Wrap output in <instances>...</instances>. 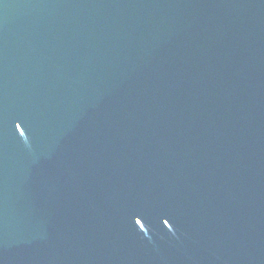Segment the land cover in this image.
<instances>
[{
  "label": "water",
  "instance_id": "obj_1",
  "mask_svg": "<svg viewBox=\"0 0 264 264\" xmlns=\"http://www.w3.org/2000/svg\"><path fill=\"white\" fill-rule=\"evenodd\" d=\"M0 264H264V0H0Z\"/></svg>",
  "mask_w": 264,
  "mask_h": 264
}]
</instances>
